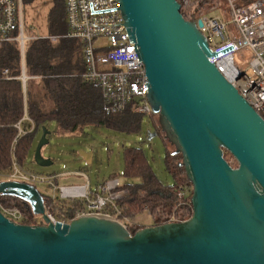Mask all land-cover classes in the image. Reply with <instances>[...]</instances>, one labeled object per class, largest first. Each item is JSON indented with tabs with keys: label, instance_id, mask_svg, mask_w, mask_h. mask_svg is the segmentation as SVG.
<instances>
[{
	"label": "water",
	"instance_id": "95a60500",
	"mask_svg": "<svg viewBox=\"0 0 264 264\" xmlns=\"http://www.w3.org/2000/svg\"><path fill=\"white\" fill-rule=\"evenodd\" d=\"M120 10L145 63L152 109L182 154L193 214L135 233L95 215L53 223L35 185L5 180L0 195L28 202L44 223L0 210V264H264V119L209 60L203 20L186 19L178 0H120ZM42 130L35 160L47 165L51 132Z\"/></svg>",
	"mask_w": 264,
	"mask_h": 264
},
{
	"label": "built area",
	"instance_id": "2783aa9c",
	"mask_svg": "<svg viewBox=\"0 0 264 264\" xmlns=\"http://www.w3.org/2000/svg\"><path fill=\"white\" fill-rule=\"evenodd\" d=\"M228 12L225 19L209 16L199 10L202 0H178L181 12L186 19L203 20L200 28L205 35L209 60L237 88L253 109L264 119V0H225ZM24 0H0V44L18 42L22 63L21 72L14 74L10 67L0 69V80H19L22 83L24 113L14 124L17 135L13 141L10 157L11 166L0 171L3 178L35 185L38 182H51L44 177L26 170L20 162L16 147L20 139L39 130L36 121L29 113L28 86L31 79L26 68L27 43L37 37L26 36L23 30ZM68 30L63 35L49 36L53 41L67 37L80 41L85 71L82 78L100 91L109 114L123 111L130 103L137 107L145 117L156 114L148 99L150 80L145 63L140 56L139 47L132 28L126 24L120 10V0H64ZM201 15L197 17V15ZM232 25V26H230ZM230 26V27H229ZM102 40L103 43L96 44ZM241 50L251 53L250 66L254 75L249 77L238 67L235 54ZM88 178V177H87ZM188 186L180 187V197L188 193ZM61 199L79 200L81 208L74 214L61 211L57 199L52 197L46 213L53 223H70L85 215L108 217L128 226V220L120 219L121 205L130 195V189L117 177L102 183L98 189L91 187L90 181L82 185H63L58 188ZM0 210L10 219L19 222L23 211L16 205H3ZM174 214L168 222H180ZM21 223V222H20Z\"/></svg>",
	"mask_w": 264,
	"mask_h": 264
},
{
	"label": "trees",
	"instance_id": "16d2710c",
	"mask_svg": "<svg viewBox=\"0 0 264 264\" xmlns=\"http://www.w3.org/2000/svg\"><path fill=\"white\" fill-rule=\"evenodd\" d=\"M210 0H202L199 10ZM50 35H63L67 32L64 0H55L49 16ZM198 17V15H197ZM37 37L26 46V68L29 75H38L31 79L28 86L29 113L38 127L48 121H57L62 132L74 133L87 125H105L118 131L137 133L142 129L145 115L137 107V102L130 103L123 111L109 114L101 91L82 78L85 63L80 41L60 37L53 41L50 37ZM22 56L18 42L0 44V69L10 67L14 74L21 72ZM24 102L22 83L19 80H0V171H7L11 166V147L17 135L14 124L23 116ZM156 131L166 144V169L175 180L173 184L163 182L155 173L152 163L144 149L129 147L125 149V171L123 175L132 179L124 184L130 189V195L120 203L122 220L149 212L153 224H161L176 215L180 220H187L193 214L191 204L192 184L185 168L180 164L182 154L176 153L174 137L164 129L159 116L154 114ZM37 132L20 139L16 152L21 163L29 155ZM226 159L236 167L235 158L225 151ZM115 177V176H112ZM133 180H136L133 182ZM187 185L189 192L180 197V187ZM52 199L49 198L48 203ZM59 209L74 214L80 209L79 200H59ZM3 205H16L23 211L24 224H42L36 222L28 202L13 195H0ZM47 207V204H46ZM1 208V206H0ZM144 226L128 223L131 233Z\"/></svg>",
	"mask_w": 264,
	"mask_h": 264
},
{
	"label": "rangeland",
	"instance_id": "374dc122",
	"mask_svg": "<svg viewBox=\"0 0 264 264\" xmlns=\"http://www.w3.org/2000/svg\"><path fill=\"white\" fill-rule=\"evenodd\" d=\"M250 1L252 0H243L245 4ZM54 4L55 0H24L23 30L26 36L48 37L50 35L49 16ZM203 12L209 16L225 19L228 15V5L225 0H210L205 4ZM200 16L199 14L198 17ZM100 43L103 41L99 40L96 44ZM250 58L251 53L248 50H241L235 54L238 67L252 77L254 70L250 66ZM153 118L154 115L146 116L141 131L137 133L118 131L105 125H87L77 132L65 133L60 130L57 121L45 122L37 131L33 147L23 166L29 172L50 179L51 182H38L35 186L46 200L52 197L57 199L58 207L59 200H62L58 188L63 185H82L89 180L91 187L98 189L102 183L113 178L112 176L119 178L123 184L131 181L132 179L123 175L124 152L129 147L143 148L158 177L167 184H173L175 180L166 169V144L158 133L150 138V134L156 131ZM43 127L51 132L48 135L49 142L42 148V156L49 161L47 165H40L35 160V150L41 139ZM83 153L91 154V161H88ZM5 180H7L6 177L2 181ZM46 204L48 206V201ZM34 216L36 222L43 221L41 215ZM130 222L150 226L153 224V218L149 212H144L129 220L128 223Z\"/></svg>",
	"mask_w": 264,
	"mask_h": 264
}]
</instances>
